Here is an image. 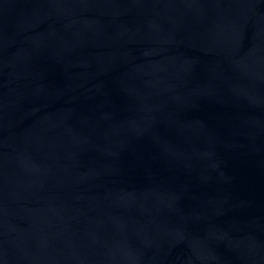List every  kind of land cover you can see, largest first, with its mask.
I'll return each instance as SVG.
<instances>
[{
  "label": "water",
  "instance_id": "95a60500",
  "mask_svg": "<svg viewBox=\"0 0 264 264\" xmlns=\"http://www.w3.org/2000/svg\"><path fill=\"white\" fill-rule=\"evenodd\" d=\"M0 264H264V0H0Z\"/></svg>",
  "mask_w": 264,
  "mask_h": 264
}]
</instances>
